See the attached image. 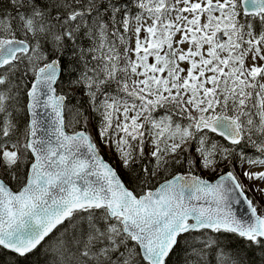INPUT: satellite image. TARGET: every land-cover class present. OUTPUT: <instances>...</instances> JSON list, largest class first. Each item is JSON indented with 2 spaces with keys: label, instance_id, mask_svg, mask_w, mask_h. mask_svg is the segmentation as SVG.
<instances>
[{
  "label": "snow or ice",
  "instance_id": "obj_1",
  "mask_svg": "<svg viewBox=\"0 0 264 264\" xmlns=\"http://www.w3.org/2000/svg\"><path fill=\"white\" fill-rule=\"evenodd\" d=\"M262 185L264 0H0V264H264Z\"/></svg>",
  "mask_w": 264,
  "mask_h": 264
},
{
  "label": "trees",
  "instance_id": "obj_2",
  "mask_svg": "<svg viewBox=\"0 0 264 264\" xmlns=\"http://www.w3.org/2000/svg\"><path fill=\"white\" fill-rule=\"evenodd\" d=\"M105 158L107 159V160H109L110 162H113V163H118L117 161H116V157H115V154L114 153H112V152H109L107 149L105 150ZM205 176H207V178H209V179H212L213 178V176H214V174H213V176H209V174L208 173H203ZM122 175H123V172H122ZM249 197L250 198H254L253 196H251L250 194H249ZM232 239H233V241H234V243H233V247H236V248H240V247H242L243 246V241L242 240H240V239H237L236 237H232ZM249 259L250 260H255L256 259V257L255 256H253V254L251 253V252H249ZM174 259H176V257H173ZM29 261H31V262H33V264H40V262L42 261V257H41V254H40V252H39V250L35 253V254H33V255H31L30 257H29Z\"/></svg>",
  "mask_w": 264,
  "mask_h": 264
},
{
  "label": "rangeland",
  "instance_id": "obj_3",
  "mask_svg": "<svg viewBox=\"0 0 264 264\" xmlns=\"http://www.w3.org/2000/svg\"><path fill=\"white\" fill-rule=\"evenodd\" d=\"M105 150L106 149H104V152H105ZM204 175V174H203ZM207 177V176H206ZM245 183L247 184L248 182L247 181H245ZM257 183H259V182H257ZM262 186H264V185H262ZM249 187H252V185H249ZM250 194H251V196H253L255 199H258L259 197L257 196V194L256 193H252V192H249ZM255 199H254V202H255Z\"/></svg>",
  "mask_w": 264,
  "mask_h": 264
},
{
  "label": "water",
  "instance_id": "obj_4",
  "mask_svg": "<svg viewBox=\"0 0 264 264\" xmlns=\"http://www.w3.org/2000/svg\"><path fill=\"white\" fill-rule=\"evenodd\" d=\"M237 211L242 212L243 211V205H238L237 206Z\"/></svg>",
  "mask_w": 264,
  "mask_h": 264
}]
</instances>
